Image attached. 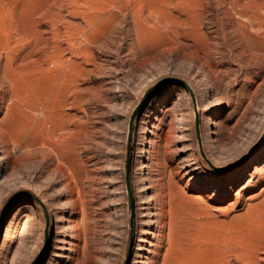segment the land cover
Instances as JSON below:
<instances>
[{
    "label": "rangeland",
    "instance_id": "obj_1",
    "mask_svg": "<svg viewBox=\"0 0 264 264\" xmlns=\"http://www.w3.org/2000/svg\"><path fill=\"white\" fill-rule=\"evenodd\" d=\"M0 218V264H264V0H0Z\"/></svg>",
    "mask_w": 264,
    "mask_h": 264
},
{
    "label": "water",
    "instance_id": "obj_2",
    "mask_svg": "<svg viewBox=\"0 0 264 264\" xmlns=\"http://www.w3.org/2000/svg\"><path fill=\"white\" fill-rule=\"evenodd\" d=\"M166 82H178L179 84L183 85L185 88H187L191 94V97L194 101V103H196V98L194 96L193 90L190 87V85L180 79H164L161 80L160 82H158L142 99L141 103L135 108V110L132 113L131 119H130V124H129V136H128V154H127V158H126V184H127V190L130 196V205H131V217H130V225L133 228V224H134V218H135V213H134V199H133V193H132V185H131V180H130V152H131V145H132V136H133V131H134V121L136 119L137 113L140 110V108L143 106V104L145 103V101L152 95V93L162 84L166 83ZM195 111L197 113V106L195 104ZM196 127H197V131H198V138H199V144H200V149H201V153L202 155L205 157L204 151H203V147H202V140L200 139V135H199V123H198V117H197V121H196ZM210 163V162H209ZM19 195H25L30 197L31 199H33L34 201H36L46 212V207L45 204L34 194L30 193V192H20L18 194H16L6 205V207L4 208L1 218L3 216V214L6 213L8 207L10 206V204L14 201V199L16 197H18ZM0 218V220H1ZM36 260L33 261L31 264H36Z\"/></svg>",
    "mask_w": 264,
    "mask_h": 264
},
{
    "label": "bare ground",
    "instance_id": "obj_3",
    "mask_svg": "<svg viewBox=\"0 0 264 264\" xmlns=\"http://www.w3.org/2000/svg\"><path fill=\"white\" fill-rule=\"evenodd\" d=\"M239 3V2H238ZM24 34V33H23ZM58 43V42H57ZM57 59V58H56ZM58 62V61H57ZM48 70V69H47ZM62 74V73H61ZM64 78V77H63ZM185 89H187V88H185ZM188 90V89H187ZM185 91V90H184ZM219 110L218 111H222V106H219V108H218ZM213 113V112H212ZM208 115H210V116H208V118L207 119H205L204 121H203V124L204 125H207V127L209 128V132L210 133H212V134H215L216 133V131L213 129V128H211V125H212V123L211 122H213V120H214V117H215V114H213V116L211 115V114H208ZM198 116V115H197ZM152 117H154L153 115H152ZM199 119V118H198ZM197 120V119H196ZM201 128L202 127H200L199 126V130H201ZM203 129V128H202ZM146 133L147 134H149V133H151V131L149 130V129H147V131H146ZM201 134V133H200ZM199 134V135H200ZM129 136V135H128ZM127 136V137H128ZM134 136H135V132L133 133V136H132V141H133V139H134ZM199 142V141H198ZM203 142V141H202ZM146 143V142H145ZM204 143V142H203ZM200 146V145H199ZM204 149V148H203ZM146 153H148V150H145L144 151V154H146ZM205 154V153H204ZM253 162L251 161V162H249L248 164H249V166L252 164ZM185 164V163H184ZM186 165H188L189 166V164H186ZM185 165V166H186ZM209 165H210V167L214 170V171H220V170H222V168L221 167H218V166H214L212 163H209ZM146 165H144V167H145ZM146 186V185H145ZM151 188V186H150V184L146 187V189H150ZM144 190V189H143ZM158 195V194H157ZM157 195H155V196H157ZM151 197V196H150ZM156 198H158V197H156ZM156 198H152L151 197V199L150 200H154V199H156ZM156 201V200H155ZM44 204H45V207H46V212L44 211V209L42 208V210H43V214H44V218H45V240H48L49 239V233H50V223H51V212H50V209L48 208V205H47V203L46 202H43ZM155 203V202H154ZM153 204V203H152ZM164 205V204H163ZM149 209V208H148ZM154 209V208H153ZM162 209V208H161ZM17 213L18 214H28V215H30V216H37V214H38V212L36 211V209L33 207V206H29V205H26V206H22V207H20L19 208V210L17 211ZM152 214V213H151ZM150 214V215H151ZM148 215V214H147ZM146 215V216H147ZM156 213H153L152 214V222L154 221H156L155 220V217H156ZM144 216V215H143ZM159 216V215H158ZM160 221V220H159ZM44 222V221H43ZM150 222V221H149ZM154 224V223H153ZM158 224V223H157ZM0 226H1V222H0ZM156 226V225H155ZM86 230V229H85ZM91 231H92V229H91ZM155 228H153V229H150L149 230V232H148V234H147V236H152V235H154L155 234ZM88 232H89V230H88ZM93 232V231H92ZM143 242H145V243H148V241L145 239ZM150 243V242H149ZM259 246H260V244H259ZM264 246V245H263ZM262 247V246H261ZM5 247H4V245H3V247H2V249H4ZM264 248V247H263Z\"/></svg>",
    "mask_w": 264,
    "mask_h": 264
}]
</instances>
